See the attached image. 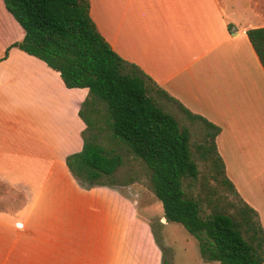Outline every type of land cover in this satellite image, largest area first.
Masks as SVG:
<instances>
[{
  "label": "trees",
  "instance_id": "obj_1",
  "mask_svg": "<svg viewBox=\"0 0 264 264\" xmlns=\"http://www.w3.org/2000/svg\"><path fill=\"white\" fill-rule=\"evenodd\" d=\"M2 3L23 32L9 47L56 71L65 88L87 89L76 112L84 124L81 147L64 158L70 175L88 187L126 186L135 178L116 181L112 175L123 156L129 157L143 166L165 222L192 235L203 259L263 264L264 230L225 175L215 147L219 128L178 106L204 127L202 140L191 143L188 130L156 102L158 94L173 99L110 48L89 16L88 0ZM245 34L264 70V26Z\"/></svg>",
  "mask_w": 264,
  "mask_h": 264
},
{
  "label": "crops",
  "instance_id": "obj_2",
  "mask_svg": "<svg viewBox=\"0 0 264 264\" xmlns=\"http://www.w3.org/2000/svg\"><path fill=\"white\" fill-rule=\"evenodd\" d=\"M92 4L98 10L106 8V30L90 16V3L89 16L119 57L135 64L188 111L219 128L215 147L225 175L238 197L255 210L264 230V70L245 34L264 26V0H92ZM3 8L2 3L0 17ZM22 35L21 30L20 39ZM8 45L1 37L0 58ZM14 71L7 56L0 59V110L4 77L11 78ZM71 109L77 117L79 107ZM6 179L0 174V180L23 198L0 210V264H96L69 245L71 230L56 216L50 222L41 218L45 229L24 223L20 227L16 222L26 208V194L18 183ZM23 217L30 219L28 214Z\"/></svg>",
  "mask_w": 264,
  "mask_h": 264
},
{
  "label": "rangeland",
  "instance_id": "obj_3",
  "mask_svg": "<svg viewBox=\"0 0 264 264\" xmlns=\"http://www.w3.org/2000/svg\"><path fill=\"white\" fill-rule=\"evenodd\" d=\"M88 1L90 16L98 28L106 30V8L98 10ZM2 13L0 38L8 45L20 40L21 30L4 8ZM9 45L6 56L16 71L11 78L4 77L0 174L18 183L26 194V208L16 223L45 229L41 218L50 222L56 216L71 230L69 245L81 258L88 255L96 264H217L199 255L197 241L180 224L161 222V205L138 162L123 156L113 173L116 181L135 178L126 186L88 187L70 175L64 158L80 149L78 132L84 127L71 106H81L87 89L64 88L54 70ZM174 100L159 94L156 98L157 104L188 130L191 143L201 141L203 125L188 120L178 107L183 104L175 100L177 106ZM197 166L201 167L200 161ZM21 198L20 192L0 180V210L11 208ZM23 214L30 219L26 221Z\"/></svg>",
  "mask_w": 264,
  "mask_h": 264
},
{
  "label": "water",
  "instance_id": "obj_4",
  "mask_svg": "<svg viewBox=\"0 0 264 264\" xmlns=\"http://www.w3.org/2000/svg\"><path fill=\"white\" fill-rule=\"evenodd\" d=\"M162 221H164L163 219H161Z\"/></svg>",
  "mask_w": 264,
  "mask_h": 264
}]
</instances>
